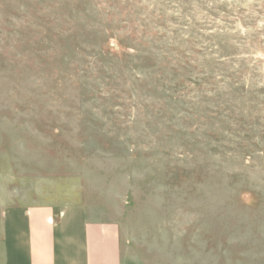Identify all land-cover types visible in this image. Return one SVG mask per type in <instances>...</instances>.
<instances>
[{
  "label": "rangeland",
  "instance_id": "374dc122",
  "mask_svg": "<svg viewBox=\"0 0 264 264\" xmlns=\"http://www.w3.org/2000/svg\"><path fill=\"white\" fill-rule=\"evenodd\" d=\"M45 204L130 264H264V0H0V218Z\"/></svg>",
  "mask_w": 264,
  "mask_h": 264
},
{
  "label": "crops",
  "instance_id": "0c3cea01",
  "mask_svg": "<svg viewBox=\"0 0 264 264\" xmlns=\"http://www.w3.org/2000/svg\"><path fill=\"white\" fill-rule=\"evenodd\" d=\"M0 223V264H130L116 223L82 204L10 206Z\"/></svg>",
  "mask_w": 264,
  "mask_h": 264
}]
</instances>
